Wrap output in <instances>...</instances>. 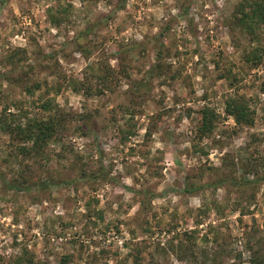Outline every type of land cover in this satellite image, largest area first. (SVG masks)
Returning <instances> with one entry per match:
<instances>
[{
	"label": "rangeland",
	"instance_id": "374dc122",
	"mask_svg": "<svg viewBox=\"0 0 264 264\" xmlns=\"http://www.w3.org/2000/svg\"><path fill=\"white\" fill-rule=\"evenodd\" d=\"M241 1L0 0V264L264 262V25ZM54 115L39 151L3 125Z\"/></svg>",
	"mask_w": 264,
	"mask_h": 264
},
{
	"label": "trees",
	"instance_id": "16d2710c",
	"mask_svg": "<svg viewBox=\"0 0 264 264\" xmlns=\"http://www.w3.org/2000/svg\"><path fill=\"white\" fill-rule=\"evenodd\" d=\"M236 18L239 24L243 25L244 28L250 33L254 34L256 29L261 25H264V0H242L238 5V11L236 13ZM30 93H34L31 89L28 90ZM51 102H45L42 104L44 109H50ZM226 109L229 114H231L238 123H250L252 121L251 112L249 107L243 100H238L236 98L227 101ZM203 123L201 125V130L205 132L212 126V117L208 111L203 112ZM21 119V118H20ZM19 121L13 124V120L10 122V117L4 118V128L13 137L21 138L22 141L29 145L30 151L42 150L46 145L50 144L52 141H57L61 139L58 138L64 130V121L59 116H51L49 119L45 120H28L27 122ZM90 176L86 172H80L79 177L72 178L70 180L64 179H49V181H40L38 184L29 185V188L36 187L37 189H48L52 186H62L68 183H74L76 180ZM220 181L211 182L210 185H216ZM11 185V184H10ZM11 188L22 190V186L12 184ZM27 187V186H25ZM186 191L191 192L190 188H186ZM253 264H264V262H255Z\"/></svg>",
	"mask_w": 264,
	"mask_h": 264
}]
</instances>
